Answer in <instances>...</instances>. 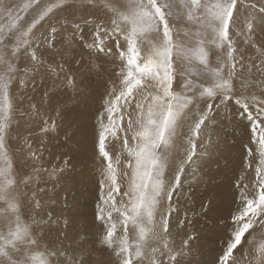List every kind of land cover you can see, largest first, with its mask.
<instances>
[{"label":"snow or ice","instance_id":"snow-or-ice-1","mask_svg":"<svg viewBox=\"0 0 264 264\" xmlns=\"http://www.w3.org/2000/svg\"><path fill=\"white\" fill-rule=\"evenodd\" d=\"M68 5L69 0H26L22 5L0 0V264H52L51 257L67 255L65 250L49 249L46 243L41 250V235L32 227L37 221L23 220L22 206L27 196L24 189L34 177L25 174L17 178L8 141L14 113L10 88L18 73L29 71L18 67L21 55L30 56L37 65L31 71L39 70L42 61L33 45H39L40 36L34 30ZM78 6L111 14L109 24H97L89 47L104 52L106 41L115 37L121 61L98 117L95 141L102 164L96 212V220L104 226L101 243L113 251L115 264H165L160 258L165 255L178 264L179 253L169 247L173 209L169 203L164 213L160 205L165 198L171 201L183 164L195 155V141L207 118L199 101L232 99L235 81L244 71L249 76L253 70L264 75V47L251 41L253 21L249 17L247 33L240 30L235 34L244 36V43L256 49L259 62L249 57L245 65L243 55L237 59L232 29L239 0H78ZM247 7L255 12L257 3ZM258 11L264 16V3ZM51 31L54 34L56 28L53 26ZM213 47L222 53L215 66L210 58ZM24 83L21 78L20 84ZM247 99L241 93L236 102L243 100L248 110ZM250 99L258 113L252 134L253 142L260 146V159L251 186L237 184L240 191L231 217L233 227L217 264H235L234 257L241 249L247 264H264V244L257 246L255 238L256 229H264V98L252 94ZM33 109L34 115H40L35 105ZM43 123L41 132L57 127L50 117ZM185 126V159L177 169L176 183L169 186L164 179L165 169ZM112 141H122V152L112 154ZM248 152L252 154L251 149ZM122 153L127 154L126 160H122ZM31 155L35 157L36 153ZM121 180L127 182L126 188L122 189ZM40 207L36 200L35 208ZM47 222L41 219L38 223ZM61 236L67 238L64 233Z\"/></svg>","mask_w":264,"mask_h":264},{"label":"rangeland","instance_id":"rangeland-1","mask_svg":"<svg viewBox=\"0 0 264 264\" xmlns=\"http://www.w3.org/2000/svg\"><path fill=\"white\" fill-rule=\"evenodd\" d=\"M6 2L22 5L26 0ZM251 3H257L255 12L247 7ZM261 3L264 0H239L232 35L238 49L237 59L243 55L245 65L249 63V57L259 62L258 53L251 44L244 43V36L235 33L240 30L247 33V20L251 17L250 39L258 47H264V16L258 11ZM91 8L82 9L78 0H69L68 6L38 25L34 31L40 41L33 48L42 65L38 66V71H31L37 65L30 56L22 54L18 67L29 71L18 73L10 88L14 113L8 148L14 158L17 178L25 174L34 177L32 184L24 189L27 203H23L22 218L27 223H32L33 219L37 221L32 227L41 235V250L46 243L49 249L67 252L64 257H51L52 264H73V261L115 264L113 251L101 243L104 226L96 220L102 164L95 141L98 117L121 61L115 37L106 41L104 52L89 47L97 24H109L111 16L106 10ZM15 11L14 8L13 14ZM53 26L56 28L54 34ZM124 43L121 39L120 44ZM218 56L222 53L211 48L214 66ZM237 71H240L239 66ZM21 78L24 85L20 84ZM245 83L246 87L243 86ZM179 90L177 87L176 91ZM241 93L248 98V110H245L243 100L236 102ZM252 94L264 98V75L255 70L251 76L244 71L236 79L232 99L199 101L207 118L195 141V155L183 164L171 201L165 198L161 202V212L167 213L169 203L173 209L169 247L179 253L176 256L178 264H217L224 241L233 227L231 217L237 208L240 191L237 184L251 186L255 179L260 146L253 142L252 126L258 113L250 99ZM208 104H211L210 109ZM33 105L40 115L33 114ZM49 117L55 119L57 127L41 132L43 119ZM104 120L107 122V114ZM182 133L165 169L164 179L169 186L176 183L177 169L186 155L187 126ZM248 149L252 150L251 155ZM110 150L113 155L122 152V141H112ZM31 153H36L35 157ZM126 159L127 154L122 153V160ZM34 168L39 171L34 172ZM126 185L127 182L121 180L122 189ZM36 200L40 201L39 209L35 208ZM41 219L48 222L38 223ZM255 238L257 246L264 244V229L257 228ZM184 241H187L186 245ZM242 253L243 249L236 253L235 264H247ZM160 258L165 264H174L167 255Z\"/></svg>","mask_w":264,"mask_h":264},{"label":"bare ground","instance_id":"bare-ground-1","mask_svg":"<svg viewBox=\"0 0 264 264\" xmlns=\"http://www.w3.org/2000/svg\"><path fill=\"white\" fill-rule=\"evenodd\" d=\"M71 8V7H70ZM83 9V8H82ZM91 9H93V8H91ZM59 13H60V11H59ZM83 14V13H82ZM66 15V14H65ZM85 15V14H84ZM101 16V15H100ZM60 17V16H59ZM62 17V16H61ZM85 17H87L86 15H85ZM63 18V17H62ZM67 18H68V16H67ZM82 18H83V16H82ZM102 18V17H101ZM66 19V18H65ZM82 86V85H81ZM89 87V86H88ZM92 88V87H91ZM108 88V87H107ZM109 89V88H108ZM102 90V89H101ZM74 100V99H73ZM177 140H178V138H177ZM26 200V199H25ZM25 203H27V200L26 201H24ZM160 208L162 209V206L160 205ZM43 216H41V218H42ZM44 218V217H43Z\"/></svg>","mask_w":264,"mask_h":264}]
</instances>
